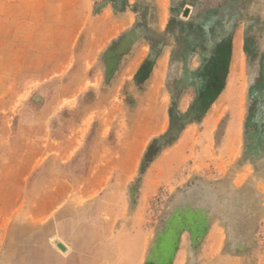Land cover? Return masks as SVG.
Returning a JSON list of instances; mask_svg holds the SVG:
<instances>
[{
    "label": "rangeland",
    "instance_id": "1",
    "mask_svg": "<svg viewBox=\"0 0 264 264\" xmlns=\"http://www.w3.org/2000/svg\"><path fill=\"white\" fill-rule=\"evenodd\" d=\"M57 1L0 0V264H264V0H137L97 56L106 5Z\"/></svg>",
    "mask_w": 264,
    "mask_h": 264
},
{
    "label": "crops",
    "instance_id": "2",
    "mask_svg": "<svg viewBox=\"0 0 264 264\" xmlns=\"http://www.w3.org/2000/svg\"><path fill=\"white\" fill-rule=\"evenodd\" d=\"M61 1V0H60ZM98 3L99 1H102V4H105L106 7L101 10L102 12L109 13V15L101 14L96 15L94 17L95 31L92 32V37L94 38V43L92 44V56H97L99 54H102L106 50H108L114 43L119 41L122 38V35L128 31L129 28H131L136 23V16L138 13L133 12L134 3L137 0H120V6L121 11H118L120 9L117 8V4L119 0H96ZM165 0H155L154 5L161 7L164 5ZM76 3H68L66 4L64 0L62 2H59V0L54 3L56 6H65V5H75ZM124 8V10H123ZM162 13L158 12L156 19L153 21V30L155 33H160L162 31L161 21L163 20L161 18ZM100 24V26L98 25ZM96 25H98L96 27ZM90 32V31H89ZM88 34L82 33L79 37V48L84 46L85 41L87 40ZM145 42V41H144ZM140 46H143V41L140 42ZM143 48V47H142ZM141 48V49H142ZM81 50V49H80ZM79 54H81L79 52ZM127 60L131 61H139L143 60L146 57V53L137 52V50H132V53L129 55H126ZM85 58L82 60L80 58L79 61H76V64L73 66V71L76 72L78 68L81 67V64L84 63ZM94 68V64L92 63V69ZM74 75V74H73ZM121 77L125 78L124 72L120 75ZM88 78V77H87ZM73 85L74 91H71L69 94L66 93V95H55L52 97L54 102H60L63 100V97H72L73 95H78L77 88L81 87L84 82L86 81L85 75L81 74L80 78L77 80ZM89 83L93 84L95 81H97L96 77H92L88 79ZM84 98V94L78 95L77 102L82 101ZM97 99H94L92 103H97ZM60 112H57V114L53 113L50 114L49 112L45 110L41 111H30L27 110V108H23L21 110H18L15 115V127H14V134L18 133H24V134H42L43 131L41 127L45 128L47 125V122L50 120L51 117H54V115L60 114ZM38 120H41L40 123ZM40 127V128H39ZM96 127V125L94 126ZM39 128V129H38Z\"/></svg>",
    "mask_w": 264,
    "mask_h": 264
},
{
    "label": "trees",
    "instance_id": "3",
    "mask_svg": "<svg viewBox=\"0 0 264 264\" xmlns=\"http://www.w3.org/2000/svg\"><path fill=\"white\" fill-rule=\"evenodd\" d=\"M229 52L230 50L228 48H222L220 50V62H221V66H223V71L220 72V74H218V77H220L221 75V78L225 77L226 75V67H227V63H228V60H229Z\"/></svg>",
    "mask_w": 264,
    "mask_h": 264
},
{
    "label": "water",
    "instance_id": "4",
    "mask_svg": "<svg viewBox=\"0 0 264 264\" xmlns=\"http://www.w3.org/2000/svg\"><path fill=\"white\" fill-rule=\"evenodd\" d=\"M57 247H58L61 251H65V247L62 246L61 244H57Z\"/></svg>",
    "mask_w": 264,
    "mask_h": 264
}]
</instances>
